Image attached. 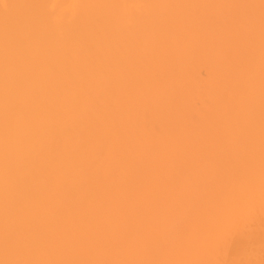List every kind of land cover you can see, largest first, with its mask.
Masks as SVG:
<instances>
[{"label":"bare ground","instance_id":"obj_1","mask_svg":"<svg viewBox=\"0 0 264 264\" xmlns=\"http://www.w3.org/2000/svg\"><path fill=\"white\" fill-rule=\"evenodd\" d=\"M0 264H264V0H0Z\"/></svg>","mask_w":264,"mask_h":264}]
</instances>
